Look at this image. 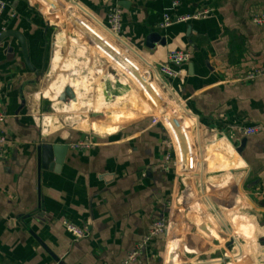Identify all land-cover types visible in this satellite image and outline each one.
Wrapping results in <instances>:
<instances>
[{"label": "crops", "instance_id": "1", "mask_svg": "<svg viewBox=\"0 0 264 264\" xmlns=\"http://www.w3.org/2000/svg\"><path fill=\"white\" fill-rule=\"evenodd\" d=\"M4 1L0 34L23 35L31 66L18 38L1 40L8 142L0 162V264H122L158 220L166 231L136 264H264V75L241 80L264 65V26L252 20L264 13V0ZM176 1L173 15L203 6L213 12L162 28ZM115 5L118 35L107 18ZM173 49L190 55L175 78L160 71ZM139 77L186 130L185 170L180 152L164 143V123H152L164 110ZM67 88L74 97L64 96ZM256 125L260 132L243 133ZM85 140L93 146H71ZM43 143L68 146L58 169L42 167ZM199 192L200 211L190 210L191 193ZM64 221L87 236L77 239Z\"/></svg>", "mask_w": 264, "mask_h": 264}, {"label": "built area", "instance_id": "2", "mask_svg": "<svg viewBox=\"0 0 264 264\" xmlns=\"http://www.w3.org/2000/svg\"><path fill=\"white\" fill-rule=\"evenodd\" d=\"M179 3L176 1L173 3L172 7L168 8L163 13V19L160 24L162 28H168L174 24L181 23V22H187L193 19H202L208 17L212 12L213 9L208 6H203L199 8L197 11H195L193 14L190 15H173L171 14V10L177 7ZM6 7V2L4 0H0V15L4 11ZM108 27L109 29L116 35H118L121 32L122 29V9L115 5L111 6L108 11ZM253 22L257 25L264 26V13L254 15L252 18ZM117 50V49H116ZM120 54L122 53L120 50H117ZM189 53L188 51L184 49H173L168 54V62L167 64H164L160 67V71L164 74H166L169 77H179L182 74V70L180 67L188 61L189 59ZM126 60L130 61L127 57ZM119 66L126 70L125 66L123 64L119 63ZM117 64V65H118ZM264 75V65L257 66L253 68L252 70H249L242 78L241 80L244 81H253L257 79L258 77ZM151 100L152 97L150 96ZM153 102V100H152ZM156 105V102H154ZM168 111H165L162 113V115H155L152 117V123L158 124V123H164L168 137L165 139L164 143L167 145L169 149H173L177 154L180 151V145L177 139V136L175 134L174 129L172 128L168 118H167ZM6 119V116L2 109V102L0 99V162L5 158V147L8 142V139L6 135L3 132L2 126ZM185 129V128H184ZM262 129L261 126H249L243 128V133L245 135H253ZM73 148L76 149H88L93 146V142L89 140L85 141H78L76 143H73L71 145ZM179 155V160L180 159ZM172 157V154L170 151L166 155V160L170 161ZM64 224L66 226V229L71 232L77 239H81L87 236V231L85 229H82L78 227L77 225L69 222L64 221ZM166 231V224L163 220H158L153 223L151 226L148 234L136 245V247L129 253L128 257L123 261L122 264H136L138 258L141 256L142 252L148 247L151 240L161 235Z\"/></svg>", "mask_w": 264, "mask_h": 264}, {"label": "water", "instance_id": "3", "mask_svg": "<svg viewBox=\"0 0 264 264\" xmlns=\"http://www.w3.org/2000/svg\"><path fill=\"white\" fill-rule=\"evenodd\" d=\"M53 1H55V0H53ZM51 5H53V4H51ZM52 8L54 9V6H52ZM77 22H79V25L82 26V29H84L86 32H88L89 35H91L93 38H95V40H97L99 43H103L106 47H108L109 50L112 52V54H114V57L118 58L119 63H121V64L123 63V65H125L126 67L133 69L135 74L138 75V71H137V69H135L136 67L133 64H131L128 60H126V58L122 57V55L115 48H113L111 45H109L106 40L99 37L93 30H91L89 28V26H86L85 24H83L82 22H80L78 20H77ZM7 36H15L16 38L19 39V41L21 42L23 51H24L26 62L30 65L27 40L23 37V35H21L18 32L7 31V32H3L0 34V42H1V40H3ZM139 80L141 81L144 88L149 92L151 97H153V99H155V101L161 105L162 110H164L163 112L167 111L168 110L167 105L164 104V102L162 101V98L158 96L154 87L152 85H150L149 83H147L142 78H140ZM65 95H68L69 97H74L71 88L66 89L64 96ZM167 118H168V120H169V122H170L172 128L174 129L175 134L177 136V139H178V142L180 145V151H181V167H182V169L185 170L186 169L185 167L188 166V163H189L190 158H191L190 157L191 156V146H190L189 137L186 133V130L184 129V127L180 124V122L178 120L172 118L170 116V114L167 115ZM67 148H68L67 145H52L49 143H43L39 149L42 167L58 169L60 167L61 162H62L63 153ZM59 151H61V153H60L61 158L57 159L56 165L52 164V158H54L55 153H56V156L58 157ZM208 201L210 202L209 199H208ZM218 216L220 217L219 214H218ZM221 220L225 224V222L223 221L222 218H221ZM223 263L226 264V259L223 260Z\"/></svg>", "mask_w": 264, "mask_h": 264}, {"label": "rangeland", "instance_id": "4", "mask_svg": "<svg viewBox=\"0 0 264 264\" xmlns=\"http://www.w3.org/2000/svg\"><path fill=\"white\" fill-rule=\"evenodd\" d=\"M56 11V9H52L51 11ZM104 56V55H103ZM105 57V56H104ZM104 59H106V57L104 58ZM97 71H99V72H101L100 70H98V69H96ZM201 193L199 192L198 194H195V193H191V202L189 201V203H187L188 205L187 206H189L190 205V207H189V209L190 210H194V209H199V211H200V208H199V206L197 205V201H196V199H198V198H201L202 196H199ZM193 195V196H192ZM196 202V203H195ZM202 209V208H201ZM204 209V208H203ZM206 211V213L208 214V211L207 210H205ZM210 214V213H209ZM208 214V215H209ZM209 217L212 219V218H214V216H212V215H209ZM179 232H177V233H181L180 232V230L179 229H177ZM178 235H180V234H178ZM181 238V237H180ZM190 244V245H189ZM189 245V247L190 248H192L193 247V240L189 243V241H188V244H187V246ZM201 260H203V261H205L204 260V257H202L201 258Z\"/></svg>", "mask_w": 264, "mask_h": 264}]
</instances>
